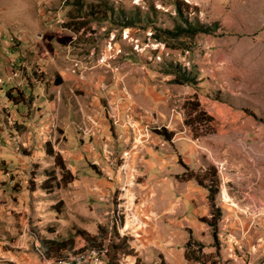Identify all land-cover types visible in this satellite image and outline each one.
I'll list each match as a JSON object with an SVG mask.
<instances>
[{"label":"rangeland","instance_id":"374dc122","mask_svg":"<svg viewBox=\"0 0 264 264\" xmlns=\"http://www.w3.org/2000/svg\"><path fill=\"white\" fill-rule=\"evenodd\" d=\"M175 1L0 0V264H264V0Z\"/></svg>","mask_w":264,"mask_h":264},{"label":"trees","instance_id":"16d2710c","mask_svg":"<svg viewBox=\"0 0 264 264\" xmlns=\"http://www.w3.org/2000/svg\"><path fill=\"white\" fill-rule=\"evenodd\" d=\"M175 5L179 6L182 5L184 9H188L187 5H185L183 2L175 1ZM180 10V9H178ZM215 28H212L210 26H205L202 24H190L186 22V26L182 27L181 25H178L173 29V31H167V34L172 36L173 38H177L179 36H194L196 34H210L213 33ZM199 117H204L205 121H202L203 123H210L212 121V117L210 115H207L205 111L199 112ZM197 116V117H198ZM264 121V119L262 120ZM160 136H162L166 140H170L172 138V133L167 131H162L161 133H157ZM58 155H56L55 159H58ZM48 175V174H47ZM208 175L210 177H208ZM49 176H51L49 174ZM187 180H195L199 185L204 186L208 189V192L210 194L211 200L214 198V194L217 190L218 180L216 177V170L215 168L211 167L207 169L204 173H193L192 171H187L186 175ZM48 180H45L42 184V186L48 185ZM207 183H205V181ZM46 188V187H44ZM115 233H117L115 231ZM78 236L81 238V243H85V245H82L80 248H75L73 240H63V239H57V238H45L38 236L37 242L39 243L40 250L39 254L41 258L44 261H52L54 264L59 263L63 259H65L69 254H80L84 251L88 250H96L98 251L104 258L106 264H116L114 262V259L116 258V253L119 250H122L121 255L123 256H129L131 255L132 250L129 249V245L127 243V238L122 237L121 239H118V242H112L107 247H104L102 243H97L95 239L92 237L87 236L83 232H79Z\"/></svg>","mask_w":264,"mask_h":264},{"label":"built area","instance_id":"2783aa9c","mask_svg":"<svg viewBox=\"0 0 264 264\" xmlns=\"http://www.w3.org/2000/svg\"><path fill=\"white\" fill-rule=\"evenodd\" d=\"M57 264H106V262L98 251L88 250L77 255L69 254Z\"/></svg>","mask_w":264,"mask_h":264},{"label":"crops","instance_id":"0c3cea01","mask_svg":"<svg viewBox=\"0 0 264 264\" xmlns=\"http://www.w3.org/2000/svg\"><path fill=\"white\" fill-rule=\"evenodd\" d=\"M38 255L35 254V257H34V255L33 256L31 255L30 257L29 256L26 257V260H27V263L26 264H28L29 262H38V264H49V263H51L49 261H44L41 258L40 254H38Z\"/></svg>","mask_w":264,"mask_h":264}]
</instances>
